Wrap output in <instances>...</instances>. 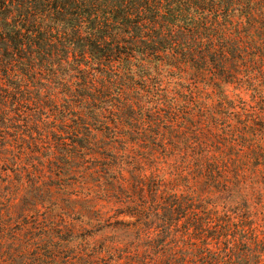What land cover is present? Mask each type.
<instances>
[{
    "label": "trees",
    "instance_id": "1",
    "mask_svg": "<svg viewBox=\"0 0 264 264\" xmlns=\"http://www.w3.org/2000/svg\"><path fill=\"white\" fill-rule=\"evenodd\" d=\"M0 264H264V0H0Z\"/></svg>",
    "mask_w": 264,
    "mask_h": 264
},
{
    "label": "rangeland",
    "instance_id": "2",
    "mask_svg": "<svg viewBox=\"0 0 264 264\" xmlns=\"http://www.w3.org/2000/svg\"><path fill=\"white\" fill-rule=\"evenodd\" d=\"M236 92V91H235ZM244 98H247L246 96H244Z\"/></svg>",
    "mask_w": 264,
    "mask_h": 264
}]
</instances>
